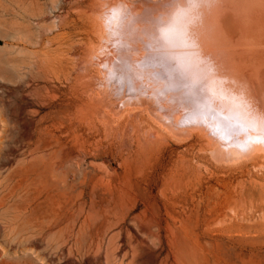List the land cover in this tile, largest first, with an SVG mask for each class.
I'll use <instances>...</instances> for the list:
<instances>
[{
    "label": "rangeland",
    "instance_id": "rangeland-1",
    "mask_svg": "<svg viewBox=\"0 0 264 264\" xmlns=\"http://www.w3.org/2000/svg\"><path fill=\"white\" fill-rule=\"evenodd\" d=\"M74 11L0 0V264H264V154L220 157L143 106L114 113L85 81L101 76L86 36L63 43ZM181 169L174 192L163 179Z\"/></svg>",
    "mask_w": 264,
    "mask_h": 264
},
{
    "label": "bare ground",
    "instance_id": "bare-ground-1",
    "mask_svg": "<svg viewBox=\"0 0 264 264\" xmlns=\"http://www.w3.org/2000/svg\"><path fill=\"white\" fill-rule=\"evenodd\" d=\"M73 3L74 17L68 27L72 31L65 33L63 43L86 36L85 55L88 51L104 78L90 74L91 83L85 81L88 88L104 91L103 101L114 113L129 105L143 106L174 134H202L200 137L204 136L220 157L249 159L264 154V0H221L212 4L210 13L201 0ZM175 54L189 55V59L172 61ZM117 55L121 62L116 64L113 57ZM170 65H178L192 81L183 82L180 76L171 74ZM78 80L77 76L71 82ZM241 114L243 118L238 117ZM234 129L243 132L235 134ZM183 171L167 170L163 183L170 182L172 191H180L185 180ZM136 220L140 221L139 217Z\"/></svg>",
    "mask_w": 264,
    "mask_h": 264
}]
</instances>
